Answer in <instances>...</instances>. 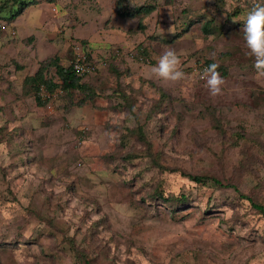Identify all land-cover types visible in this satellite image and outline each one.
I'll return each mask as SVG.
<instances>
[{
  "label": "rangeland",
  "instance_id": "374dc122",
  "mask_svg": "<svg viewBox=\"0 0 264 264\" xmlns=\"http://www.w3.org/2000/svg\"><path fill=\"white\" fill-rule=\"evenodd\" d=\"M242 1L38 0L0 33V264H264V76L229 32ZM166 48L184 79L152 75ZM83 49L84 88L57 77L42 101L25 81Z\"/></svg>",
  "mask_w": 264,
  "mask_h": 264
},
{
  "label": "clouds",
  "instance_id": "9594fccd",
  "mask_svg": "<svg viewBox=\"0 0 264 264\" xmlns=\"http://www.w3.org/2000/svg\"><path fill=\"white\" fill-rule=\"evenodd\" d=\"M0 24H4V28L0 30V33L3 34L8 32L9 26L3 21H0ZM75 24L70 25L71 28L74 27ZM8 27V28H7ZM78 29H74V31H78ZM62 27L58 28V34L61 38V41H66L67 38L72 36L68 31L66 35H63L65 31ZM243 38L245 41V46L248 49L247 55H250L254 58L253 67L255 68L256 72L260 76H264V0L261 3H256L253 7L248 11L246 18L243 24ZM13 35L15 32L12 30ZM63 32V33H62ZM16 35H14L15 37ZM79 36V32L76 34L75 37ZM25 39H29L26 37ZM61 57L59 52H54L50 55V57L41 60H48L54 56ZM82 66V70L77 68L76 65ZM182 61L180 59L179 54L175 49L166 48L164 49L159 57L157 58V62L151 68V73L154 77L162 79L164 81H179L185 78V73L181 68ZM69 65H72L74 72L78 76L86 75L93 72L96 69V65L93 62L86 61L85 55L83 52L79 51L73 59L70 61ZM65 66V65H63ZM68 66V65H67ZM219 65L213 63L204 69V78L206 79V87L209 89V93L212 96H216L221 93L222 88L221 86L224 84L223 77L217 71ZM56 79L49 78V82L56 83ZM47 75V74H46ZM45 86L46 92L48 95H52V90L47 88L44 83L39 84L37 88L38 97L42 100V93L43 87ZM46 100V99H43ZM42 100V101H43Z\"/></svg>",
  "mask_w": 264,
  "mask_h": 264
},
{
  "label": "trees",
  "instance_id": "16d2710c",
  "mask_svg": "<svg viewBox=\"0 0 264 264\" xmlns=\"http://www.w3.org/2000/svg\"><path fill=\"white\" fill-rule=\"evenodd\" d=\"M37 1L38 0H0V19L5 20L3 22H5L6 24L9 23L7 25L9 26V28H11L13 26V20H16V18L19 15H21L29 5L34 4ZM214 1H215V4H219V3L223 4L224 1H227V0H214ZM242 2L245 4V1L241 0L240 3H242ZM258 2H259V0H254L253 3L256 4ZM253 5H252V7H253ZM58 7H59L58 11L62 12L63 10L61 9V6L58 5ZM142 10H144L145 12H149L150 9L144 8V6H139L136 8L135 11L125 10V12H123L122 14L123 15H125V14L135 15L137 13H141ZM242 11H243V9H241V7L238 6V7L234 8L230 12L229 15H233L232 17L239 15V17H240V13ZM2 20H0V21H2ZM203 28H204V26H203ZM63 29H64V31H68V29H71V27H69V26L66 27V25H65ZM204 30H205V28H204ZM229 32H230V34H232L234 36H241V34H243V32H239L236 29L231 30ZM82 52L85 55L86 61L90 62L88 52H85L84 49L82 50ZM141 53H142V55H145L146 52H145L144 48H141ZM93 64H95V63H93ZM40 65L41 66H39L38 70L35 72V74L32 77H26V79H25V81L31 83V86L35 87L36 90H37L39 84H41V83H44L47 86V88H49L50 90H52L51 89L52 87L57 86L59 81L57 80L56 83H51V82H49L50 80L46 75V72L48 71L46 69L49 67L54 68V73H56L58 79L60 80V82H62L63 86H65L67 88H78V89L84 88V84L79 82L81 79V76H78L74 72L72 65H68V66L61 65L60 64V58L57 55L48 59V60L41 62ZM188 176L196 182L202 181V178L200 176H195V175H191V174H189ZM213 180L215 183L222 184V182L217 178H213ZM182 197L183 196H181V198H180L181 201H182ZM253 206L255 208H258L264 214V209L261 205L253 203Z\"/></svg>",
  "mask_w": 264,
  "mask_h": 264
},
{
  "label": "built area",
  "instance_id": "2783aa9c",
  "mask_svg": "<svg viewBox=\"0 0 264 264\" xmlns=\"http://www.w3.org/2000/svg\"><path fill=\"white\" fill-rule=\"evenodd\" d=\"M3 28H4V24H0V30ZM76 67L82 70V66H78V64H77Z\"/></svg>",
  "mask_w": 264,
  "mask_h": 264
},
{
  "label": "crops",
  "instance_id": "0c3cea01",
  "mask_svg": "<svg viewBox=\"0 0 264 264\" xmlns=\"http://www.w3.org/2000/svg\"><path fill=\"white\" fill-rule=\"evenodd\" d=\"M19 16H20V15H19ZM19 16H18V17H19ZM18 17H17V18H18ZM17 18H16V19H17ZM36 25H37V24H35V26L33 27V29H38V27H37ZM60 40H61V38H60Z\"/></svg>",
  "mask_w": 264,
  "mask_h": 264
}]
</instances>
